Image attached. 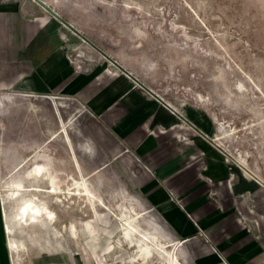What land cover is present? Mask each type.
<instances>
[{"label":"crops","instance_id":"0c3cea01","mask_svg":"<svg viewBox=\"0 0 264 264\" xmlns=\"http://www.w3.org/2000/svg\"><path fill=\"white\" fill-rule=\"evenodd\" d=\"M74 1L0 0L2 186L91 191L84 182L62 189L57 178L64 181L67 171L60 158L42 151L63 132L66 149H73L59 117L77 102L93 121L95 142L115 159L191 264H264V184L225 159L202 110L183 109V119L151 89L136 85L116 46L84 18L101 10L91 13ZM79 135L84 150L95 152L91 140ZM5 145H18V154ZM68 159L74 167L73 157ZM5 212L3 202L0 264H86L78 252L51 245L43 253L32 236L17 238L7 230Z\"/></svg>","mask_w":264,"mask_h":264},{"label":"rangeland","instance_id":"374dc122","mask_svg":"<svg viewBox=\"0 0 264 264\" xmlns=\"http://www.w3.org/2000/svg\"><path fill=\"white\" fill-rule=\"evenodd\" d=\"M74 2L76 8L84 6L91 13L100 9V15L84 18L112 41L124 65L171 107L182 112L192 107L202 110L211 121L216 146L228 161L264 184V0ZM72 104L59 117L60 130L66 128L72 141L71 154L63 142L64 132L54 144L43 145L42 151L53 154L54 160L60 158L59 167L67 171L64 181L57 178L62 189L84 182L93 194L92 203L87 196L58 190L52 194L5 187L6 176L0 175V208L5 202L10 233L23 240L32 236L43 253L51 245L78 252L86 264H168L170 255L177 256L178 264H191L115 159L95 142L89 114L79 103ZM57 130L54 126L55 134ZM82 132L95 152L84 150ZM5 147L18 154V145ZM26 197L45 205L54 222L48 217L34 224L20 219ZM129 217L138 232L151 237L152 250L145 260L137 259L138 247L121 236Z\"/></svg>","mask_w":264,"mask_h":264},{"label":"bare ground","instance_id":"6f19581e","mask_svg":"<svg viewBox=\"0 0 264 264\" xmlns=\"http://www.w3.org/2000/svg\"><path fill=\"white\" fill-rule=\"evenodd\" d=\"M85 145V144H84ZM45 172V171H44ZM58 180V179H57ZM57 182V181H56ZM58 183V182H57ZM79 187V186H78ZM19 188H24L23 190H25V187H18ZM52 191H43L40 190L42 192H47V193H52L54 194V188H52ZM68 189V188H67ZM21 190V189H20ZM59 190V189H58ZM85 190V191H84ZM82 192L80 191H66L64 192V194L67 195H81V196H87L88 200L90 201V203H92V199L90 198V196H92V192L87 190V187L85 186ZM13 191V190H12ZM61 191V190H60ZM17 192V191H16ZM37 192V191H36ZM63 192V191H62ZM18 193V192H17ZM60 193V192H58ZM16 194V193H14ZM13 194V195H14ZM20 194V193H19ZM56 194V193H55ZM11 196V195H10ZM15 196V195H14ZM19 196V195H18ZM8 197V196H7ZM15 198V197H14ZM33 198V197H32ZM32 198H27L24 200V202L22 203L21 207H20V211H19V218L23 219L24 221L27 220H32V221H37L41 218H50L52 222H54V216L53 213L51 211H49L47 209V207L43 204H41V202L39 203L38 201H34ZM15 200V199H14ZM18 218V219H19ZM49 220V219H48ZM22 221V220H21ZM134 220H132V218H125V223H126V227H123V233L121 234L122 238L126 239L129 241V243L132 244L133 247H138V254L139 257L137 259L140 260H145V258L147 257V255L151 252L152 250V245H151V237L147 236V235H142L140 232H138V230L135 228V226L133 225ZM46 223V222H45ZM19 224V223H18ZM42 226V225H41ZM7 230L10 231V227L7 226ZM73 230V233H75V227L73 226V228L71 229ZM74 236V235H73ZM136 237H138L139 241H136ZM14 244V243H13ZM158 245V244H157ZM17 247V246H16ZM164 247V246H163ZM162 247V248H163ZM155 248V247H154ZM161 248V247H160ZM158 249V248H157ZM155 250V249H154ZM160 250V249H159ZM16 252V251H15ZM156 252V251H155ZM163 253H167L166 250H162ZM154 253V252H153ZM137 254V255H138ZM135 255V257L137 256ZM135 262V260L133 261ZM168 264H178L177 263V256L174 257V255H170Z\"/></svg>","mask_w":264,"mask_h":264},{"label":"built area","instance_id":"2783aa9c","mask_svg":"<svg viewBox=\"0 0 264 264\" xmlns=\"http://www.w3.org/2000/svg\"><path fill=\"white\" fill-rule=\"evenodd\" d=\"M108 62H109V64L110 65H112V66H114V67H116L117 66V62H116V60H108ZM129 75V74H128ZM134 83L136 84V85H138L139 87H141V88H146L142 83H141V81L137 78V77H135L134 78ZM150 93H151V95H153L154 97H156V99L157 100H159L163 105H165L166 107H168L173 113H175V114H177L179 117H181V118H183V119H185L184 118V114H183V112L182 111H180V110H177V109H175V108H173V107H171L170 105H168L167 103H165L164 102V100L163 99H161L156 93H154L153 91H151V90H148ZM225 159L228 161V158L225 156ZM252 176V175H251ZM254 177V176H253ZM257 179V178H256Z\"/></svg>","mask_w":264,"mask_h":264}]
</instances>
